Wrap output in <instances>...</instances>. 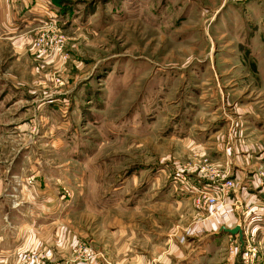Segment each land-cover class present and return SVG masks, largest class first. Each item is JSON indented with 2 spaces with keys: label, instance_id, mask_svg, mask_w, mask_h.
Returning <instances> with one entry per match:
<instances>
[{
  "label": "rangeland",
  "instance_id": "374dc122",
  "mask_svg": "<svg viewBox=\"0 0 264 264\" xmlns=\"http://www.w3.org/2000/svg\"><path fill=\"white\" fill-rule=\"evenodd\" d=\"M43 1L0 13V264L201 261L230 195L264 193L214 155L264 154L262 0Z\"/></svg>",
  "mask_w": 264,
  "mask_h": 264
},
{
  "label": "crops",
  "instance_id": "0c3cea01",
  "mask_svg": "<svg viewBox=\"0 0 264 264\" xmlns=\"http://www.w3.org/2000/svg\"><path fill=\"white\" fill-rule=\"evenodd\" d=\"M42 4H45L43 0H31L30 2L28 0H22L17 6V14L14 15L12 11L16 9V4L11 5L9 1L0 0V13L5 15L4 18L7 19L6 24L8 27H13L15 25V27L26 26L31 22L29 16L34 18L33 22H37L39 18H42L40 14ZM214 152V155L217 157L219 156L223 158L226 156V163L229 164L234 171L233 175L239 179L238 181L241 191H246L245 189H249L254 185L251 182V177L246 175V169L251 167L254 168V166L256 169L257 165L264 164L262 163L264 154L258 156L257 153H250L251 155H256L253 162L243 165L240 155L235 151L229 153L227 149L225 153L224 150L216 147ZM249 171L250 170H248V173ZM253 187H256V184ZM234 192V196L230 195L228 198V206L226 209L229 212V216L224 219L226 220V223L223 224L218 221L219 225L215 226L216 229L208 232L209 235L200 239L199 245L203 247L205 253L202 255L203 257L201 258V261L206 264H241L242 250L234 259H232L233 263H225L226 259H224V254L223 256L221 254V248H224L230 239L237 240L239 247H241L239 235H232L224 231L225 229H233L239 223L242 232V240H248L251 244L253 243L258 247L256 264H264V193L258 191V189H253L252 192H249L247 199L241 202L238 198L240 194L239 190L237 189ZM247 207L248 213L247 216H245L244 210ZM253 215H259L261 220L251 225H247V222L246 224L243 223V221H246ZM2 247V250H0L1 253H4V249L5 252L8 251V249L5 248L6 245H3ZM241 248L243 249V247ZM201 261L195 260V264Z\"/></svg>",
  "mask_w": 264,
  "mask_h": 264
},
{
  "label": "built area",
  "instance_id": "2783aa9c",
  "mask_svg": "<svg viewBox=\"0 0 264 264\" xmlns=\"http://www.w3.org/2000/svg\"><path fill=\"white\" fill-rule=\"evenodd\" d=\"M238 1H244V0H238ZM262 2L264 4V0H262ZM60 42H61L60 39L55 40V44L57 46L60 44ZM38 51L42 52L41 49H39ZM219 187H220V189L216 190L217 192L215 194L216 195L215 199L212 198V196H210L207 192L199 193L201 195L200 201L202 200L204 206H206L207 208L217 206L218 201H217L216 197H219L217 194L223 193L225 195L233 187V185L231 182H228V183H223ZM244 215L247 216L246 212H244ZM260 220H261V217L259 215H253V216L249 217L246 221H243V223L246 224V222H247V225L248 224L251 225L253 223L259 222ZM237 226L240 227V224L238 223ZM232 242H230L231 245L234 244L235 247H238V248L244 247L245 250L242 251V253H241L242 263L243 264H250V262L253 260V258L257 254L256 247L251 245V243L247 240H244V241L242 240L241 245H240L241 247H239L237 240H233ZM230 254H231L230 256L236 255L234 253V251H231Z\"/></svg>",
  "mask_w": 264,
  "mask_h": 264
},
{
  "label": "water",
  "instance_id": "95a60500",
  "mask_svg": "<svg viewBox=\"0 0 264 264\" xmlns=\"http://www.w3.org/2000/svg\"><path fill=\"white\" fill-rule=\"evenodd\" d=\"M224 231L232 235H239L240 241L242 242V232L239 226H236L233 229H225Z\"/></svg>",
  "mask_w": 264,
  "mask_h": 264
}]
</instances>
